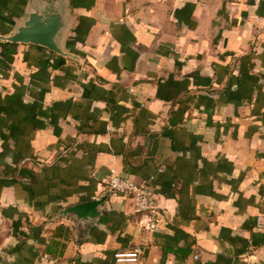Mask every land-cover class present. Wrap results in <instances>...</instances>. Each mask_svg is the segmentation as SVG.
I'll return each mask as SVG.
<instances>
[{
  "label": "crops",
  "instance_id": "0c3cea01",
  "mask_svg": "<svg viewBox=\"0 0 264 264\" xmlns=\"http://www.w3.org/2000/svg\"><path fill=\"white\" fill-rule=\"evenodd\" d=\"M0 0V34L35 2ZM59 44L1 42L0 264H264V0H63ZM114 169L158 195L145 230ZM197 255V259L194 258Z\"/></svg>",
  "mask_w": 264,
  "mask_h": 264
},
{
  "label": "water",
  "instance_id": "95a60500",
  "mask_svg": "<svg viewBox=\"0 0 264 264\" xmlns=\"http://www.w3.org/2000/svg\"><path fill=\"white\" fill-rule=\"evenodd\" d=\"M67 24L63 0L35 2L21 23L14 26L12 32L0 34V41L37 44L59 55L72 57L68 49L64 50L59 44L60 35ZM109 194L110 191L106 190L97 199L62 208L52 221L59 217H72L77 225L89 226L100 219L103 211L101 206Z\"/></svg>",
  "mask_w": 264,
  "mask_h": 264
},
{
  "label": "built area",
  "instance_id": "2783aa9c",
  "mask_svg": "<svg viewBox=\"0 0 264 264\" xmlns=\"http://www.w3.org/2000/svg\"><path fill=\"white\" fill-rule=\"evenodd\" d=\"M3 58V48L0 42V60ZM104 191L120 194L131 202L133 213L139 214L143 228L153 232L156 228L158 212V195L146 182L137 181L129 176L122 177L114 169L103 179ZM5 223V217L0 210V227ZM142 250L140 247L119 249L114 253L112 264H140ZM197 259V255H194Z\"/></svg>",
  "mask_w": 264,
  "mask_h": 264
}]
</instances>
